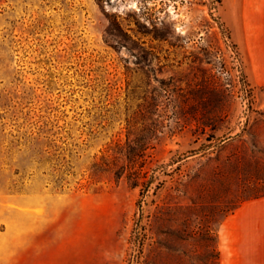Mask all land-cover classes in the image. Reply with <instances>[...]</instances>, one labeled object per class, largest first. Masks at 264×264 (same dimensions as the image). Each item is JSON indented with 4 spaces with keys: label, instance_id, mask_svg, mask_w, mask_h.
Here are the masks:
<instances>
[{
    "label": "rangeland",
    "instance_id": "1",
    "mask_svg": "<svg viewBox=\"0 0 264 264\" xmlns=\"http://www.w3.org/2000/svg\"><path fill=\"white\" fill-rule=\"evenodd\" d=\"M245 19L264 0H0L7 264H219V224L264 194Z\"/></svg>",
    "mask_w": 264,
    "mask_h": 264
},
{
    "label": "crops",
    "instance_id": "2",
    "mask_svg": "<svg viewBox=\"0 0 264 264\" xmlns=\"http://www.w3.org/2000/svg\"><path fill=\"white\" fill-rule=\"evenodd\" d=\"M244 24L248 37L257 38L264 33L262 28L248 27L251 23L246 19ZM249 48L253 62L256 59L264 70L262 49L253 53L252 46ZM217 235L219 264H264V194L244 200L229 212L219 224ZM7 248L8 244L1 243L0 264H7Z\"/></svg>",
    "mask_w": 264,
    "mask_h": 264
},
{
    "label": "trees",
    "instance_id": "3",
    "mask_svg": "<svg viewBox=\"0 0 264 264\" xmlns=\"http://www.w3.org/2000/svg\"><path fill=\"white\" fill-rule=\"evenodd\" d=\"M144 150L145 148L137 150L132 154L131 157H129V162L131 164L129 176L134 179L133 184L135 186H137L138 183L140 182L139 179L146 177L147 172L145 171L143 172ZM137 163H139L138 167L136 166ZM151 183H152L151 179H147V180L145 179L141 181V184L144 185V187L147 189L151 185Z\"/></svg>",
    "mask_w": 264,
    "mask_h": 264
}]
</instances>
